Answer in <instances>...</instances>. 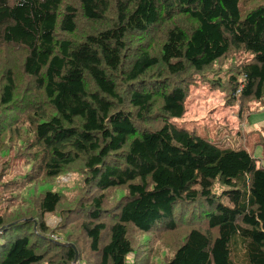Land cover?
I'll use <instances>...</instances> for the list:
<instances>
[{"label":"trees","instance_id":"16d2710c","mask_svg":"<svg viewBox=\"0 0 264 264\" xmlns=\"http://www.w3.org/2000/svg\"><path fill=\"white\" fill-rule=\"evenodd\" d=\"M239 3L0 0V264H264V166L175 122L199 89L264 111Z\"/></svg>","mask_w":264,"mask_h":264},{"label":"rangeland","instance_id":"374dc122","mask_svg":"<svg viewBox=\"0 0 264 264\" xmlns=\"http://www.w3.org/2000/svg\"><path fill=\"white\" fill-rule=\"evenodd\" d=\"M255 3L264 4V0H240V16L243 18L248 9ZM210 93L212 91L207 89L191 91L183 117L175 119V122L187 128H194L198 135L209 141L221 143L226 148L239 147L240 144L245 143L247 149L258 160V164L264 166L262 147L254 143L256 133H248L251 130L264 128V111L252 114L251 123L246 121L239 124L238 119L231 114L230 107L222 106V98L219 96V92H213L212 96L209 95ZM21 163L22 160L13 161L11 163L12 171L13 169L16 171ZM63 180L65 181L67 178L65 177ZM54 221L55 218L50 217L47 224L51 226Z\"/></svg>","mask_w":264,"mask_h":264},{"label":"crops","instance_id":"0c3cea01","mask_svg":"<svg viewBox=\"0 0 264 264\" xmlns=\"http://www.w3.org/2000/svg\"><path fill=\"white\" fill-rule=\"evenodd\" d=\"M251 119H253V117L252 116H250V118H249V122L251 121ZM251 123V122H250Z\"/></svg>","mask_w":264,"mask_h":264},{"label":"built area","instance_id":"2783aa9c","mask_svg":"<svg viewBox=\"0 0 264 264\" xmlns=\"http://www.w3.org/2000/svg\"><path fill=\"white\" fill-rule=\"evenodd\" d=\"M52 238H53V239H57V237H56V236H52Z\"/></svg>","mask_w":264,"mask_h":264}]
</instances>
